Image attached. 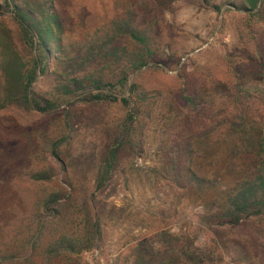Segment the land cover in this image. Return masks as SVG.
Masks as SVG:
<instances>
[{"label": "rangeland", "instance_id": "obj_1", "mask_svg": "<svg viewBox=\"0 0 264 264\" xmlns=\"http://www.w3.org/2000/svg\"><path fill=\"white\" fill-rule=\"evenodd\" d=\"M54 4L68 54L81 52L103 37L115 20L134 11L139 26L149 30L155 55L147 67L129 76L127 86L116 92L117 101L111 93L115 91L106 90L110 99L93 100L100 92L93 90L91 95L60 98V107L47 113L0 112V246L11 240L24 254L32 248L27 264H128L139 242L169 232L191 251L209 255L206 264H264L262 238L256 241L252 229L225 228L218 220L230 193L257 171L264 121V3L258 13L241 10L245 0ZM1 25L16 30L11 13L0 15ZM1 87L0 71V92ZM56 87L55 76H40L32 90L40 99L58 98ZM185 91L201 93L206 109L197 114L187 110L178 100ZM234 109L255 126L233 130L228 121ZM67 113L76 116L77 133L63 147L61 158L73 182L88 194L94 191L104 146L126 126L141 131L144 154L125 159L97 196L100 248L46 260L42 249L70 224L42 218L40 201L54 185L36 183L32 175L53 163L40 138L41 128L59 132ZM189 137L197 152L192 169L211 180L204 190H180L169 179V155Z\"/></svg>", "mask_w": 264, "mask_h": 264}, {"label": "trees", "instance_id": "obj_2", "mask_svg": "<svg viewBox=\"0 0 264 264\" xmlns=\"http://www.w3.org/2000/svg\"><path fill=\"white\" fill-rule=\"evenodd\" d=\"M263 3L264 0H245V5L239 8L258 13ZM4 13H11L16 30L0 26V112L47 113L60 107V98L78 93L91 95L88 93L93 90L100 91L92 96L93 100L110 99L111 96L104 93L106 90L115 91L111 93L117 101L116 92L127 86L129 76L147 67L155 55L149 30L139 26L134 11L115 20L103 37L74 56L67 53L64 45V25L54 0H3L0 15ZM40 76H55L58 98L40 99L34 94L32 86ZM178 100L193 114L206 109L201 105V93L185 91ZM122 101L128 103V98ZM230 118L228 124L233 130L255 126L237 109L231 112ZM76 125V116L67 113L59 132H51L44 126L39 133L53 163L34 172L32 180L54 185V189L40 201L42 218L70 224L69 229L42 249L46 260L61 254L82 255L100 248L103 230L96 214L97 196L106 190L125 159L144 154L141 131L126 126L117 139L104 146L94 179V191L88 194L73 182L61 158L63 147L77 133ZM260 131L257 171L230 193L218 215L222 227L252 229L256 241L260 238L264 241V121ZM193 140L192 137L185 139L181 148L169 155V179L180 190L190 187L204 190L211 185V180L201 177L191 167L197 157ZM28 251L24 254L13 241L7 240L0 246V264H27L33 250ZM209 261V255L191 251L179 237L161 232L139 242L130 252L128 264H206Z\"/></svg>", "mask_w": 264, "mask_h": 264}]
</instances>
